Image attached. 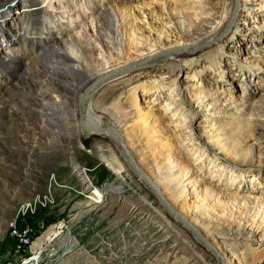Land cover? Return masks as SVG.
<instances>
[{
    "label": "rangeland",
    "instance_id": "1",
    "mask_svg": "<svg viewBox=\"0 0 264 264\" xmlns=\"http://www.w3.org/2000/svg\"><path fill=\"white\" fill-rule=\"evenodd\" d=\"M28 1L38 5L33 8L34 14L46 11L56 17L59 26L51 32L46 28L39 31V25L35 28L30 21L28 25V20L19 16L20 21L11 18L1 27L5 35L13 36L24 25L25 34L19 37L16 33L13 39L7 36V42L0 32V264H216L192 235L159 206L108 138L80 133L76 94L100 73L123 67V63L109 60L115 57L103 48L104 27L100 23L110 29L113 22L101 16L100 11L110 13L113 8L112 13L135 19V27L147 46L126 59L131 62L151 49L163 51L186 40L181 18L172 13V5L208 25L227 13L216 34L195 45H185L197 47L222 32L229 19L231 0ZM263 2L251 0L242 7L240 0L234 22L223 37L197 51L176 56L182 65L192 62L181 77H170L166 69L150 72L152 65L142 66L108 82L90 105L94 122H109L116 129L120 128L122 116L132 114L134 107L154 116L152 131L133 128L126 117L127 127L121 129L123 141L144 171L192 169L198 189L188 202L189 213L180 214L212 246H222L218 231L224 227L253 223L257 234L242 240L237 248L238 260L227 252L222 256L229 264H264V14L257 10ZM15 5L19 3L0 0V15ZM4 19H0V26ZM58 27L76 37L83 51L93 54L99 70L93 80L86 81L60 68L58 58L43 56L37 44L31 47L29 41L35 43L38 38L33 34L35 29L40 34L49 33L52 46ZM233 35L236 40L227 44ZM218 44H224L223 50L212 51ZM211 51L218 58L212 67L207 58ZM22 54L26 60L35 57L44 62L36 69L29 68L27 61H19ZM38 81L48 84L43 90L66 97L54 113L31 107L32 96L41 90ZM174 82L180 91L194 90L190 95L197 93L195 88L204 94L213 89L220 94L212 108L192 105L194 138L186 136L182 128L185 114L180 110V101L170 105L178 99L168 97ZM162 84L165 88L160 93L143 92L159 90ZM135 93L136 101L131 106L128 102ZM3 102L13 105L3 110ZM32 114L45 118L36 123ZM212 138L229 153L218 164H224V171L205 165L204 160L214 154L215 149L209 145ZM198 145L200 154H196ZM110 158L117 162L119 175L105 166ZM35 199V213L24 219L33 229L24 244L10 235L8 225L21 205Z\"/></svg>",
    "mask_w": 264,
    "mask_h": 264
},
{
    "label": "bare ground",
    "instance_id": "2",
    "mask_svg": "<svg viewBox=\"0 0 264 264\" xmlns=\"http://www.w3.org/2000/svg\"><path fill=\"white\" fill-rule=\"evenodd\" d=\"M10 1L12 2L17 1V4L19 3V5L12 6L11 8H9V10L5 14L0 15V19L5 18L4 22L3 21L1 22L2 25L0 26V32H2V38L5 37L8 40L7 42L10 41L9 40L10 38H8L7 36L13 39L12 37L17 36L16 33H18L19 37L25 34L24 25H22L20 28H17L16 29L17 32L13 36L12 35L10 36L8 34L5 35L3 33L4 30L1 27H3V24L6 25V23H8V20H10L11 18H16L17 21L18 20L20 21L19 16L20 17L23 16V18H26L28 20V25H29V21L32 26H35V28H37L38 27L37 25H39L38 27L39 31H40V28L41 29L46 28V30L49 29V31L51 32V30L52 29L54 30V27L58 25L55 23V20H54L56 17L54 18V16H52L50 13H47L46 11L38 10L37 13L34 14L33 8L38 7V5L35 6L33 1L30 2L28 0H8V2ZM250 1L251 0H241L242 7H246ZM257 10L263 12L264 14V2L262 5L259 6V8H257ZM107 11L108 10H105L102 12L100 11V15L101 16L102 14L106 15L108 19L112 20L113 25L109 29V28H106L103 23H100L101 25L100 27L101 28L104 27L102 29L104 33V38H105L104 43H103V48L106 51H110L111 55L113 54L115 57V58L110 57L111 59L109 60H111L114 63L118 62V64L123 63L122 66H125L128 63L143 62L145 60H148V58L153 57L156 54L165 51V50L155 51L151 49V51H149L148 53L144 55L139 54L135 58H132L133 60L130 59L131 62H128V60L126 59H129V57L132 54L138 53V50L142 49L141 47L147 46V41L138 32V29L135 27L136 26L135 19H133L131 15L118 16L115 13H112L114 11L113 8H110V11H111L110 13H107ZM172 13L174 15L180 16L181 18L180 23L183 25L182 29L184 30V32L183 30L181 31L183 32V36L186 38L184 42H180L177 44L178 47L183 46V45L184 47L185 45H195L197 43L204 41L208 37L213 36L219 31V28L224 23L227 17V13H222L219 17V20H217L215 24L208 25L200 17L196 18V17L190 16V14L186 10L180 9L177 5H172ZM263 22H264V19H263ZM52 24H54V26H52ZM262 26H264L263 23H262ZM30 30L31 29L29 28V31ZM38 30L35 29L34 30L35 33H33L34 35L38 37L36 39V42L33 43L34 41H29V43H31V47L37 44V46H39L40 48L39 50L40 54H42L43 56L45 54H49V56L53 58L57 57L59 60L57 64L61 66L60 68L67 69L66 71L69 70L79 75L80 77L84 78L86 81H89V80L91 81L95 78L99 70H98V66H96L94 62L93 54L91 52L83 51L76 37H73L71 33L67 32L63 27H58L57 29V31L59 32L58 37L56 38L54 45L50 46L49 40H50L51 35L49 33L40 34ZM235 37H236L235 35L231 36L227 44L232 43L233 39L236 40ZM24 42L26 43L28 42V40L25 39ZM223 48H224V44H218L216 49L212 51H215V50L221 51L223 50ZM212 51H211V54H209V56L207 57L210 60L209 63L211 64L210 65L211 67L215 65L216 63H218L216 61V59L218 58H216V56L213 54ZM175 57L176 55L168 56L167 58L163 60L150 64L152 66L149 68V71L151 72L154 70L166 69L170 77H172V75H177V77H181L183 75L184 68L190 69L192 62H190L191 64H188L185 62L182 65V62L176 59ZM24 58H25V54H22L19 61H21V63H23V60L27 61L28 63L27 66L29 68L36 69L39 67L40 62H44L42 60H37V58L35 57H33L32 59H28V60ZM135 59H139L137 60L138 62H135L136 61ZM51 60L52 59H50V64H51ZM48 63L49 61L46 62V64ZM131 80H134V78H131ZM37 86L41 90L32 96L31 103H30L31 107L36 106V107L41 108L42 111L47 110L49 112L54 113L55 108L59 107V103L66 100V97H64V95L60 94L57 91L56 92L52 91L51 93H49L47 89L43 90L48 86L47 83L38 81ZM164 88H165V85L162 84L161 87L158 88L159 90L143 89V92L144 94L151 95L156 92L160 93V91ZM195 90H198L197 93H194L195 95H190L192 91L194 92V90L191 91V89H188L186 91H180L178 88L177 82H174L172 84V90L170 91L169 96H168V97H171V100L178 97V99L171 102L170 105H175L177 101H180L179 103L180 110L183 112V114H185L184 116L185 120L182 125V128L185 130L186 136H189L190 138H194L195 136V134L193 133L194 113L192 112L193 111L192 105L198 104L202 107V109L205 107L208 108L209 106L212 108L216 105V103L218 102L217 100H219L220 98L219 97L220 94H218L217 90L215 89L207 91L205 92V94H204V91L200 89L195 88ZM81 92L82 91H78L76 96H78ZM174 92H176V94L171 95ZM135 101H136V93L133 94V97L130 99L128 103L131 106H133ZM204 102H207V104L205 105ZM12 105H13V102H9L8 104H4L3 102L2 109L4 110L7 107L12 106ZM167 106L168 105L165 104V107ZM90 114H91V110H90ZM251 116L253 117L254 114ZM31 117L34 118V120H36V123H40L45 118V116L41 114H32ZM126 117H129V119L131 120L132 122L131 126L133 128L136 126H139L141 129L145 128L146 129V130L144 129L145 131L147 130L152 131L154 129V125H155L154 116L151 115L149 112H143L141 109L134 107L132 114H126L122 116L123 120L120 122V128H118V131L120 132V134L122 131L121 129L127 127ZM92 121H93L92 122L93 124H97L96 122H94V120ZM201 123L205 124V122H201ZM40 129H44V127L40 126ZM195 140L196 142H198V138H195ZM210 140L211 141H209V145L213 147L215 150L210 160H204L205 165L208 167H213L214 169H218L219 167V171H224L225 169L224 164H221V165H218V164L224 162V158H226V156H228L227 154L229 153H226L225 149L219 145V142L217 143L216 140L213 141V138ZM217 141H219V139H217ZM196 154H200V146L198 150H196ZM143 155H144L143 159L146 160V156H145L146 153L143 152ZM105 166L113 174L115 175L120 174V168L114 159L105 161ZM145 172L147 176L150 178V180L153 182V184L158 188V190L160 191L162 196L165 198V200L172 206V208H174L176 211L184 215H187L189 213L190 208L188 206V202L191 199L192 195L198 189L196 188L195 186L196 183L194 179L192 178L193 171L191 168L170 167L164 173H160V171L156 169L155 171H153V168L152 170H150L149 168V170ZM220 179L221 177L218 176L217 180H220ZM193 187H195V189L194 191H191ZM204 208H205V205L203 204L202 209ZM196 212L199 214L201 213L198 210ZM253 226H254L253 223L247 222L245 224H242L239 227H234V226L224 227L223 231H218L219 237L222 240L221 241L222 246H220L219 244H216V245H213L214 248L217 249L223 257L225 256L227 252L231 254L232 259L238 260L237 248L238 246H240L242 240L246 239V237L247 239H251L257 234V229L254 228ZM223 246H224V249L222 248ZM224 262L225 264H229L228 260Z\"/></svg>",
    "mask_w": 264,
    "mask_h": 264
},
{
    "label": "water",
    "instance_id": "3",
    "mask_svg": "<svg viewBox=\"0 0 264 264\" xmlns=\"http://www.w3.org/2000/svg\"><path fill=\"white\" fill-rule=\"evenodd\" d=\"M240 4V0H231V7H230V15L229 19L224 26L222 32L215 37L214 40L223 37L231 28V25L234 22L235 14ZM213 40H209L207 42L202 43L197 47H173L167 49L163 52L156 54L153 57L148 58L143 62L138 63H130L118 69L109 70L103 73H100L97 78L84 89L82 93H80L76 99L77 102V123L79 127L80 133L84 136L88 135H103L110 140L113 144L115 151L124 161L128 169L141 181L145 188H147L152 195L157 200L159 206L172 218L174 219L179 225L184 227L193 237L194 241L201 246V248L208 253L210 256L213 257L216 264H225L224 259L220 252L215 249L210 242L202 235L201 231L194 226L189 220H187L184 216L178 213L172 206L165 200L162 196L158 188L153 184L150 178L147 176L144 169H142L134 160L132 154L127 149L126 145L124 144L122 135L109 122H101L97 124H93L92 116L90 114V103L96 97L98 92L110 81L117 79L118 77L140 68L142 66L150 65L152 63L158 62L167 58L168 56H177L183 52L190 51L194 52L197 51L205 46H208Z\"/></svg>",
    "mask_w": 264,
    "mask_h": 264
},
{
    "label": "built area",
    "instance_id": "4",
    "mask_svg": "<svg viewBox=\"0 0 264 264\" xmlns=\"http://www.w3.org/2000/svg\"><path fill=\"white\" fill-rule=\"evenodd\" d=\"M36 203L37 199L21 205L8 225L10 235L20 238L24 244L28 242V237L33 232L24 219L35 213Z\"/></svg>",
    "mask_w": 264,
    "mask_h": 264
}]
</instances>
